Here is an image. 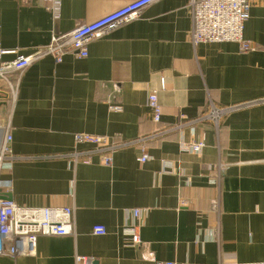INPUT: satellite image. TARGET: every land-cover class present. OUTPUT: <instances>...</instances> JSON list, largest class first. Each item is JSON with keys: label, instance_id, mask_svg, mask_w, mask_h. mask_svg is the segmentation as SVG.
Listing matches in <instances>:
<instances>
[{"label": "crops", "instance_id": "crops-1", "mask_svg": "<svg viewBox=\"0 0 264 264\" xmlns=\"http://www.w3.org/2000/svg\"><path fill=\"white\" fill-rule=\"evenodd\" d=\"M133 1L61 0L55 10L46 0H0V51L29 55ZM191 1L149 6L92 42L86 59L33 63L15 100L0 81V151L10 126L18 158L0 170V197L73 207L76 221L75 236L40 237L34 255L0 264H76V255L94 264L264 262V0H252L246 52L237 43L195 46ZM79 134L132 145L109 164L98 153L75 163L77 148L93 149L76 146ZM149 136L141 163L134 142ZM200 141L201 153L184 150ZM135 209L147 211L140 247L125 235ZM97 225L104 235L93 234Z\"/></svg>", "mask_w": 264, "mask_h": 264}, {"label": "built area", "instance_id": "built-area-1", "mask_svg": "<svg viewBox=\"0 0 264 264\" xmlns=\"http://www.w3.org/2000/svg\"><path fill=\"white\" fill-rule=\"evenodd\" d=\"M49 8L58 10L61 0H46ZM161 0H136L128 3L96 20L78 25L72 31L54 35L51 42L40 47L29 55H19L17 51H0V81L9 88L12 99L18 94L21 74L33 63L51 56L56 63L63 62L67 55L79 59L89 57V46L115 29L140 18L141 13L149 6ZM252 0H192L190 9L193 16V27L190 32L191 42L199 44L237 43L241 51H250L251 45L245 40L244 30L250 19ZM6 55H16L11 61H3ZM149 107L154 113V122L161 123L163 111L155 91L150 94ZM115 109H119L115 107ZM220 111H215L219 113ZM6 129V137L0 151V170L12 166L18 160L13 156L11 144L13 137ZM153 140V136L138 139L136 144L141 145L140 162L148 159L146 144ZM76 146L89 145L93 149L80 151L78 148L71 153L70 158L76 163L85 156L98 153L102 156V163L112 162V155L132 143H116L102 136L79 134L75 137ZM206 147L202 141L191 142L184 146V150L201 153ZM90 161L88 160L87 163ZM146 210L132 211L133 222L125 230V235L135 247L142 245L141 228L143 226ZM106 233L104 226L97 225L93 234L102 236ZM76 235L75 209L73 207L55 208H28L16 201L0 200V256L17 259L19 257L34 255L40 237H66ZM76 264H94L93 259L76 255ZM157 264H175L158 262ZM264 264V262L257 263Z\"/></svg>", "mask_w": 264, "mask_h": 264}, {"label": "water", "instance_id": "water-1", "mask_svg": "<svg viewBox=\"0 0 264 264\" xmlns=\"http://www.w3.org/2000/svg\"><path fill=\"white\" fill-rule=\"evenodd\" d=\"M2 97L0 96V99H1ZM1 104V103H0ZM0 200H8V201H12L13 200V198L11 197V196H3V197H0ZM95 264H97V262L95 263Z\"/></svg>", "mask_w": 264, "mask_h": 264}]
</instances>
